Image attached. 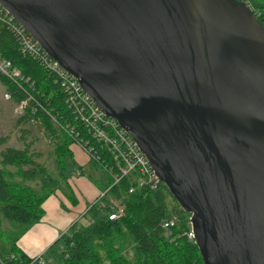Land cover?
Wrapping results in <instances>:
<instances>
[{
	"label": "water",
	"instance_id": "obj_1",
	"mask_svg": "<svg viewBox=\"0 0 264 264\" xmlns=\"http://www.w3.org/2000/svg\"><path fill=\"white\" fill-rule=\"evenodd\" d=\"M189 214L202 264H264V27L231 0H0Z\"/></svg>",
	"mask_w": 264,
	"mask_h": 264
},
{
	"label": "trees",
	"instance_id": "obj_2",
	"mask_svg": "<svg viewBox=\"0 0 264 264\" xmlns=\"http://www.w3.org/2000/svg\"><path fill=\"white\" fill-rule=\"evenodd\" d=\"M233 1L245 5L264 27V0ZM0 57L28 79L27 83L22 82L25 93L0 74V84L13 103L27 100L18 122L34 125L50 140L57 170L52 176L34 160L28 144L0 150V257L6 259L12 254L14 259H7L8 264H27L29 257L16 246V241L41 218L42 200L55 192L73 200L70 193L66 196L62 192L67 184L64 158L69 155L68 145L73 141L51 124L49 115L55 116L59 123L71 125L74 121L51 76L18 52L14 38L1 24ZM75 129L82 139L89 138L82 127ZM5 140L0 138V144ZM89 142L95 156L112 162L92 139ZM91 161L100 166V160ZM106 176L102 198L91 203L82 215L86 223L73 224L48 246L43 253V264H202L196 245L184 234L188 231L189 214L179 207L164 185L156 189L141 187L128 193V187L134 184L129 177L110 185L107 173ZM15 177L20 181H15ZM26 181L33 182L38 189L25 184ZM109 200H116L123 207V214L117 219L107 218ZM166 219H173V224L163 228L161 224Z\"/></svg>",
	"mask_w": 264,
	"mask_h": 264
},
{
	"label": "built area",
	"instance_id": "obj_3",
	"mask_svg": "<svg viewBox=\"0 0 264 264\" xmlns=\"http://www.w3.org/2000/svg\"><path fill=\"white\" fill-rule=\"evenodd\" d=\"M0 24L14 38L18 52L35 62L49 74L52 81L61 90L63 102L69 109L74 124L69 125L67 122L59 123L55 116L49 115L51 124L79 145L89 155L90 159H94L95 161L100 160L101 169L107 173L111 180L110 185L117 184L123 177H129L134 182L133 185L128 187V193L141 187L156 189L163 185L130 135L114 118L106 116L101 112L92 98L82 89L78 81L64 70L56 60L52 59L1 5ZM0 74L10 80L17 88H20L21 91L25 92L22 88V82L27 83L28 79L23 78L19 71L2 57H0ZM28 86H31V83H28ZM3 97L11 100L10 94L6 91H4ZM29 97L27 94V99ZM26 101L25 99L14 103V109L21 115ZM75 126L82 127L89 138L82 139ZM38 132L43 135L42 131L38 130ZM90 139L111 157V163L105 162L103 159L101 160L97 155L95 156L93 146L89 142ZM49 142L50 140H48ZM109 209L107 214L109 220L117 219L123 214V207L116 200H109ZM172 224L173 219H166L162 221L161 226L167 228ZM184 234L188 240L193 241L189 222L188 231ZM7 259L13 260L14 256L9 254L6 259L0 257V264H8L6 262ZM43 262V255L38 254L29 257L27 264H43Z\"/></svg>",
	"mask_w": 264,
	"mask_h": 264
},
{
	"label": "rangeland",
	"instance_id": "obj_4",
	"mask_svg": "<svg viewBox=\"0 0 264 264\" xmlns=\"http://www.w3.org/2000/svg\"><path fill=\"white\" fill-rule=\"evenodd\" d=\"M4 91L3 85L0 84V138L6 139L0 144V150L7 146L22 148L25 144H28V150L32 154L34 160L45 166L48 172L52 176H55L57 170L54 162L53 144L48 143V140L42 134H39L38 129L34 125L18 122V118L21 114L14 109L15 104L12 100L3 97ZM68 148L70 153L64 158L65 182L70 189L64 187L69 190L68 194H74V188H81L80 191L82 194H89L84 188L77 184L79 178L84 184L92 186L95 190L97 189L96 183L98 180L102 184H105L107 177L106 173L100 166L91 161L89 155L83 151L79 145L71 142ZM8 169L11 171L14 170L12 168ZM79 171H81L80 175ZM14 179L15 181H20L19 177H15ZM24 183L32 186L35 190L38 189L33 182L26 181ZM78 186L80 188H78ZM77 223L85 224L86 219L80 217ZM3 224L4 226L7 225L4 221ZM28 229L26 231H28Z\"/></svg>",
	"mask_w": 264,
	"mask_h": 264
},
{
	"label": "crops",
	"instance_id": "obj_5",
	"mask_svg": "<svg viewBox=\"0 0 264 264\" xmlns=\"http://www.w3.org/2000/svg\"><path fill=\"white\" fill-rule=\"evenodd\" d=\"M80 173L81 171H79V175ZM77 184L89 194H82L81 188L78 186L80 189L74 188V194L70 193L73 200L65 198L62 194L56 192L49 194L42 200L40 204L43 211L41 218L31 225L28 231H25L16 241V246L24 255L27 257L38 254L43 255L48 246L70 226L77 223L80 217H83V213L91 203H98L102 198L104 193L102 187L104 184L99 180L96 183V190L92 186L84 184L80 178ZM64 186L62 187V192L68 196L69 194L67 195L66 193L69 190L65 188H68V186L67 184Z\"/></svg>",
	"mask_w": 264,
	"mask_h": 264
}]
</instances>
